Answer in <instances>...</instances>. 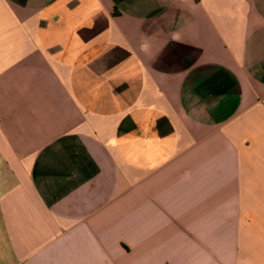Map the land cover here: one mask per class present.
Wrapping results in <instances>:
<instances>
[{
	"label": "crops",
	"instance_id": "1",
	"mask_svg": "<svg viewBox=\"0 0 264 264\" xmlns=\"http://www.w3.org/2000/svg\"><path fill=\"white\" fill-rule=\"evenodd\" d=\"M0 264H264V0H0Z\"/></svg>",
	"mask_w": 264,
	"mask_h": 264
}]
</instances>
